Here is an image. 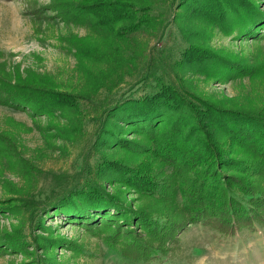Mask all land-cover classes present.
<instances>
[{
  "label": "rangeland",
  "instance_id": "374dc122",
  "mask_svg": "<svg viewBox=\"0 0 264 264\" xmlns=\"http://www.w3.org/2000/svg\"><path fill=\"white\" fill-rule=\"evenodd\" d=\"M206 1L137 0L132 17L114 20L110 14L106 19L94 14L64 17L53 9V0H0L1 73L11 84L25 81L78 96L77 107L50 103L48 112L0 104V202L14 206L0 212V264H143L121 255L131 238L129 229L142 235L143 242L156 244L119 214L143 208L155 217L163 213L162 199L125 186L121 173L97 171L102 155L129 166L146 160L143 147L149 138L123 122L114 128L131 141L130 152L96 147L101 123L125 99L166 84L190 103L200 99L220 108L264 112V29L251 38L234 1L211 4L217 9L213 14L202 11ZM255 2L264 13V1ZM137 22L139 28L127 29ZM191 47L210 54L185 61L183 52ZM207 122L215 127L209 120L201 123ZM182 128L187 132L188 127ZM215 128L190 134V141L213 136L219 144L227 142L226 131ZM155 166L164 173L163 181L174 182L172 166L157 161ZM251 180L264 191V179ZM88 185L122 207L93 212L91 227L57 210L71 193ZM176 199L183 200L178 188ZM9 236L22 239L24 247L9 250ZM174 237L177 243L166 254L154 249L159 257L148 264H264V225L224 237L192 223Z\"/></svg>",
  "mask_w": 264,
  "mask_h": 264
},
{
  "label": "trees",
  "instance_id": "16d2710c",
  "mask_svg": "<svg viewBox=\"0 0 264 264\" xmlns=\"http://www.w3.org/2000/svg\"><path fill=\"white\" fill-rule=\"evenodd\" d=\"M136 1L53 0L52 4L53 9L64 17L94 14L106 19V15L110 14L111 19L118 20L132 17V13L137 12L132 10ZM230 1L241 8L240 20L248 36L259 35V29H264V13L259 10L258 3L255 0ZM217 2L207 0L209 5L202 11L213 14L216 7L211 4L216 5ZM141 10L145 8H138V12ZM139 23L129 25L127 29L139 28ZM208 54L205 49L191 47L183 52V57L185 61H190ZM1 72L0 69L1 105L27 107L34 113L50 111V103L73 108L78 106V96L44 90L25 81L11 84ZM197 100L198 104H192L179 89L159 84L152 93L122 101L118 111L107 119L114 123L106 121L99 127L96 147L108 146L112 150L130 152L133 148L131 141L121 138L119 130L114 128V124L121 122L128 124L130 130H139L149 138V145L143 147V154H147L145 161L129 166L102 155L97 171L121 173L125 186L133 187L140 195L158 193L163 203V213H158L162 215L160 217L158 214L151 216L143 208L119 214L124 222L137 223L156 244L143 242L142 235L129 229L131 238L120 250L126 260L148 264L159 257L154 254L156 248L166 254L169 247L177 243L174 232L184 230L188 224H203L224 237L235 236L243 230L255 232L258 225H264V191L251 180L253 176L264 179V112L253 114ZM187 118L195 124H190ZM204 119L214 122L216 128L209 122L202 124ZM183 126L188 127L187 132ZM208 126L215 130L219 128V131L224 129L227 142L219 144L213 136L190 141L193 139L190 134L195 133L196 136ZM156 161L172 166L176 173L174 182L163 181L164 173L157 170ZM159 177L162 182L157 179ZM177 188L181 191L182 202H177ZM13 207L10 201L0 202V212L8 213ZM106 208L118 212L122 207L114 198L101 195L92 185L71 193L64 204L57 206V210L70 213L73 216L71 219L86 227L95 224L90 221L93 212L100 214ZM6 242L9 250L24 247L23 240L18 237L9 236ZM38 244L42 245L36 240Z\"/></svg>",
  "mask_w": 264,
  "mask_h": 264
}]
</instances>
